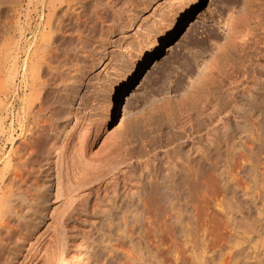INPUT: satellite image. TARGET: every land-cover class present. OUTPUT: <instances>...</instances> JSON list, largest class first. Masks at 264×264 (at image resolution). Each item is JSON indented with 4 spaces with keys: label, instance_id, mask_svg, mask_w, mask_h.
I'll return each instance as SVG.
<instances>
[{
    "label": "rangeland",
    "instance_id": "1",
    "mask_svg": "<svg viewBox=\"0 0 264 264\" xmlns=\"http://www.w3.org/2000/svg\"><path fill=\"white\" fill-rule=\"evenodd\" d=\"M9 1L0 0V51L5 45L4 28L17 19L16 10H20L18 24L24 29L14 33L11 64L19 59L23 65L25 51L30 45L34 46L36 35L42 32V6L48 0H23L19 6L16 0ZM85 2L81 26H77L76 21L69 22L66 34L71 38L58 39L64 50L60 60L69 54L68 67L75 72L69 75L73 76L69 78L71 87L66 95L60 98L55 94L57 90L55 93L53 90L52 97L48 96V102L55 103L52 105L58 109L54 111L57 117L54 116L53 124L65 127L64 140H60L57 149L61 159L53 169V186L45 193L46 209L40 212L43 222L36 224L30 244L48 243L51 255L61 254L58 255L61 264H264V199L260 197L262 204L260 199L256 203L250 200L259 186H264V145L260 148L255 143L243 161L245 164L240 163L243 168L236 164L237 168L227 170L223 176L214 168L215 163L222 164L227 158L224 145L235 140L241 132L239 128L245 125L243 121L251 118L254 129L264 133V114L259 124L254 121V116L264 107V3L259 0ZM250 24L257 27L250 29L251 36L236 48V40L241 38L243 29L252 26ZM19 70L15 83L18 92L9 99L5 95L6 72H0V190L12 173L22 170L20 159H24L29 150L26 145L33 139L30 120L23 114L25 93L20 88L23 68ZM229 71L238 74L236 85L239 86L231 84ZM44 74L48 77V73L44 71ZM235 86L238 88L234 89ZM184 95L189 99L180 104L179 99ZM159 105L162 106L159 108ZM66 108H71V118L63 113ZM152 108L155 117L148 122L150 113L154 112ZM214 111L226 118L220 121L217 118L212 125L199 128L191 146L182 151L185 156L192 152L195 157V198L182 206L179 224L169 218L168 206L155 204L153 200L146 209L134 203L129 212L130 208L122 204L128 209L125 211L121 206L122 185L138 189L136 185L145 175L140 164L141 168L136 165L129 172L123 169L117 177L113 176L116 174L113 171L98 182L88 179L94 183L90 182L82 195L72 196L74 210L70 203H64L66 166L72 162L76 164L72 166L78 168L79 163L85 165L78 169L85 180L83 176L90 177L95 168L96 173L104 165L101 156L106 144L135 151H139L141 145L150 146L146 151L153 156L156 154L158 159L148 170L157 183L165 169L160 165V158L165 150L172 148L169 143L176 135L180 114L188 113L198 126L204 120L203 113ZM121 120L126 129L120 128ZM44 137L48 141L49 136ZM217 146L222 147L221 150L216 149ZM49 152V144H41L34 163L45 166ZM82 156L87 162L83 158L81 161L85 163L79 161ZM135 160L137 163L136 157L132 162ZM40 176L41 181L45 180L46 172ZM221 180H229V191L225 199L221 198L220 209L213 204L208 206L209 214L214 213L211 229L205 226L206 211L201 213L200 222L192 218L193 206L203 185L216 187L214 194L219 198L223 196ZM236 180L243 186L237 190L233 185ZM187 183L189 176L184 173L179 184L182 202L189 199ZM114 192L121 197L117 200L119 216L129 217L132 240L116 242L114 239L110 245L102 244L101 240L108 238L102 220V209L107 202L104 196H112ZM236 200L241 205L240 212L235 208ZM12 218L11 226L15 227L18 220ZM12 242L11 239L9 243ZM112 247L118 249L109 257L107 253ZM43 263L41 260L39 264Z\"/></svg>",
    "mask_w": 264,
    "mask_h": 264
},
{
    "label": "bare ground",
    "instance_id": "2",
    "mask_svg": "<svg viewBox=\"0 0 264 264\" xmlns=\"http://www.w3.org/2000/svg\"><path fill=\"white\" fill-rule=\"evenodd\" d=\"M259 1L261 4L264 3V0H259ZM22 3L23 0H16L15 2V4L18 6L21 5ZM86 6L87 3L85 2V0H48L45 3H43L42 6L43 14L41 16V20L43 21V24L41 23V27H40V29H42V32L39 31L38 34L36 35L34 46L32 45L33 46L32 47L30 45V48L27 51H25L26 58L24 60L23 65H20L21 63L19 59L15 61L16 63L11 64L12 56L14 53L13 52L14 33H16L18 30H21L20 28L24 29V27H21L20 24H18V21L21 19L19 16L21 13L19 12L20 10L19 11L16 10L17 19L13 23L7 24L8 27L4 28L5 45L3 49L0 51V72H6L7 75L6 76L7 80L5 85L6 87L5 95L6 98L9 99L12 97L13 93L18 92V89L16 87L17 85L15 86V83L20 72L19 69L20 67H22L23 83L21 84L22 86L20 88L25 93L24 95L25 99L24 102L22 103V109H23L24 117L27 120L28 119L30 120V125L32 126V128L30 127V130L33 133V136L31 138L33 139L29 137L32 140L29 143L30 145H26L29 150L27 151V154L25 155L24 159L22 158L23 156L20 157L22 158L20 159L21 165L23 163L22 170L19 172L17 171L18 173L16 172L14 174L12 173L11 177L7 179V183H4L5 185L3 187V190H0V227H1L0 228V264H39L41 260L42 262H44L43 264H61L62 262L60 257L58 256L61 255L60 253L55 254L53 252L55 255H51L52 254L51 252L50 254L49 252L50 247H48L49 245L48 243H46V245L43 244V246H41V243H39L40 241L39 242L36 241L37 243L34 242L35 244L32 243L30 244L31 242L30 239H32L33 231L35 230L34 228H36V224L37 223L41 224L43 222V216H41L40 212L44 213L46 209L47 199L45 193L47 190H49V188L53 186V180H54L52 174L54 171L53 169L56 168V166L58 165V161L61 159L60 155L57 154V149L59 148L58 145L60 140L64 138L63 133L65 131V127H61V126L56 127L57 126V125L55 126L56 123L53 124L54 118L57 117L56 115H54L55 114L54 111H57L58 109L57 110L55 109L56 106L54 108V105H52L53 102L51 104H50V100L48 102V96L52 97L50 92H53V90L54 93L57 90L56 92L58 93H55L56 95H60V96L66 95L69 91V88L71 87V86L69 87L68 85V83H70L68 82L69 78L73 76L72 75L69 77V75L75 72L68 67L69 54H67L64 60L63 58L62 60H60L64 50L63 48H60L61 45L59 46L58 39L60 37L66 40L67 38H71L69 37L70 35L67 36L66 34V29H68L66 27H68L67 25L69 24V22L72 21H76L77 26L82 23L81 20L84 16L85 13L84 9ZM46 12H48V14ZM73 25H75V23ZM254 27H257V25L253 24L252 26L249 27V29L246 28L242 30L241 38L239 40H236V44L234 45L236 48H238L239 44L243 42L245 39H247V37L251 36L250 29H253ZM235 47L233 48L235 49ZM103 52H105V50H103ZM44 71L46 72V75L48 73V77L45 76ZM236 74L237 73H234L233 71L228 72L229 77L232 79L230 82L233 85H236L238 82V77H237L238 74L237 75ZM232 86L230 88H232ZM236 86L235 88L234 87L233 88L234 89L238 88ZM60 98H62V96ZM187 99L189 98H187L186 95H184L181 99H179L180 104H183L184 101H186ZM164 104L165 102L163 103V106ZM161 106L159 105V108ZM263 109L264 107L262 109H259V112L254 116L255 119L254 121L256 124H259L258 122L263 117L264 114ZM151 111H154L153 108L151 109ZM63 113L68 118H71L73 115L71 108H66ZM150 114L151 115L149 117L148 122L153 120V118L155 117V111ZM180 116L181 117L179 118L176 127L177 128L175 135L176 137L173 136L172 137L173 139H171L169 143L170 144L169 146H172V148L165 150L163 152L162 158H160L161 161L160 165L161 167L165 168L164 175L161 180L158 179L156 180L157 183H154L155 182L154 175H152L150 170H148V166L150 164L154 165L156 163L155 161H157L156 159H158L155 156L156 154L153 156L146 151L147 147L150 146L141 145L140 150L135 151V149H127V148L123 149L117 147L114 148L111 147L109 144H106L103 147V151H104V152L102 151L103 156H101L104 165L101 168L98 166L99 171L96 173L94 171L98 169L97 168L94 169L93 173L95 175L92 173L91 174L93 176L90 175L89 177V175L88 176L86 175V177L89 178L83 176V178H85V180H83L81 175L78 173V169H80V167L82 166L81 163H79L80 164L79 168L78 166L77 167L72 166L73 162L72 164H70L71 162L68 163L70 165L66 166L67 171L64 177L66 185L63 186L64 188L62 190V196L64 197L65 200L64 203L65 204L70 203V205L73 206L72 196L77 195L75 197H78V195L80 196V194L82 195L84 193L83 190L85 189V187L90 186L91 181L88 179H91L92 181L95 180L98 182L99 179L101 180L102 178H105L109 174L111 175L113 171L116 172V174H114L113 176L117 177L121 175L120 173L123 172V169H125V171L128 170L127 172H129V170L132 169L134 170L135 167H137L136 165L139 166L140 164V166L145 171V175L142 172V175L144 176L143 178L141 176L142 178L140 179L141 181H139V183L136 185L138 189L136 188L133 190L132 188L131 189L129 188L130 185L124 187L122 185L123 189L121 191L124 190V192L122 193L123 195L122 201L120 202L119 200L121 206L125 205L126 208L129 209L130 207H134V205L136 204L135 206H141V208H145L147 207L148 202L153 200L155 204L158 205L162 204L168 206V210H169L168 213H170L169 218L170 219L172 218V221L176 220V223L179 224L180 223L179 219L182 218V209H181L182 206L188 205L190 201L191 200L193 201L195 198L194 189H193L194 188L193 176L195 173V168L193 166V163L195 157L193 156L192 152H190L189 155L185 156L183 155L182 151L184 149H187L189 146H191V144L194 141L195 134L199 132L198 131L199 128L212 125L217 118L219 121L226 118L225 116L222 117L221 114L219 112L217 113L216 111L212 113H203L204 120L201 122L200 125L198 124V126H196V124H194L193 122V118L189 116L188 113L182 112ZM249 119L250 120L247 119V121H243L245 122L244 123L245 125L241 126L243 128L241 127L239 128L241 132H239L238 136L234 138L235 140L229 142L228 143L229 145L226 144L227 147L226 145H224L225 149L227 150V158L224 159V162H221L222 164L215 163L214 165L215 171L216 172L219 171V175L223 176L224 172H226L227 170L229 169L231 170L234 167L237 168V165L240 166L241 162L246 161L247 153L251 152L257 143L260 145V148L261 145L262 146L264 145V133H262L259 130L256 131L254 129V124L252 123L251 118ZM74 126L77 127L78 124L76 123ZM120 128L126 129V126L123 123V121L120 124ZM27 130H29V127ZM94 133H96V130ZM45 135L49 136L48 141H45L46 140L44 137ZM47 143L49 144L50 156L46 160L45 166H40L39 164H35L34 157L37 153V150H39L41 144H47ZM220 148L222 147L217 146L216 149L221 150ZM263 148L264 146L262 147V149ZM59 154L62 155L61 152ZM135 157L136 159H138L137 163H136L137 160L134 161L135 163L132 162V160L135 159ZM82 158L84 159L85 156L79 158L80 159L79 161H81ZM79 161H77V163ZM85 161L87 162V160ZM81 162L85 163L84 161ZM88 163L86 165H88ZM244 164L245 163L243 162V165ZM26 165H28V167ZM70 166H72V168ZM84 166L85 165H83L81 168L83 169ZM140 166L139 168H141ZM44 167L46 168L44 171H42V168ZM240 167L243 168L244 166L243 167L240 166ZM240 167L238 168L241 169ZM44 172H46L47 176L45 180L41 181L40 175L43 174ZM184 173L188 174L189 176V183L186 184L187 195L189 196L188 197L189 199H186L184 202H182V200L180 199L181 194L179 192L180 190L179 184L181 177L184 176ZM79 175L81 178L78 177ZM113 176L112 178H114ZM239 180L234 181L235 183L233 184L234 186H236L234 187L236 188V190L237 188H240L242 186L241 181L239 182ZM228 181L225 180L224 182L223 180H221V182L224 183L222 185L223 196H220V198L219 196L214 194L216 187L212 185H207L204 187L203 185L204 189H202L203 191L201 190V192L198 194L196 199L197 204L193 206L192 218L195 221L199 220L200 222L201 213L202 212L204 213L206 211V217L204 219L205 226L207 225H209L207 227L211 226L214 218L213 217L214 213L211 212V214H209L208 206L210 204H213L214 206H217L215 208L219 207L220 209L219 205L222 202V200L227 197V193L229 191L230 184L228 183ZM233 185H231V187ZM15 187L16 189H14ZM259 187L260 189H258L255 195L250 196L251 198L250 200L253 203H256L257 199L258 200L260 199V203H261L260 197H262V200L264 199V189H263L264 186H259ZM115 192L114 194H112V196H107V197L104 196L105 201L107 202H105L106 205L104 209L101 208L104 214V219L102 220H104V229L106 226L108 238L104 239L102 237L103 238L101 240L102 244L109 243L110 245L112 241H115L114 239H116V242H120L122 240H127V241L132 240V231L130 228L131 226L128 222L129 217H127L128 218L127 219L125 215L123 217L119 216L118 210L120 205L118 204L117 200L119 199L120 195L119 193L116 194ZM234 204H235V208L240 212L241 205L239 203V200H236ZM263 207H264V203H263ZM126 208L125 211L128 210ZM74 209L75 207L73 206L72 210ZM130 209L129 212L133 210ZM158 209H160V206L158 207ZM123 214H121V216ZM227 216L229 217V215ZM12 217H14L15 220L19 221V222L16 221L17 226L15 227L11 226ZM63 220L65 221V219ZM143 220H145V218H143ZM69 222H71V220ZM210 228L212 229V227ZM2 230L4 231L3 233L6 232L5 236L2 235ZM207 230L209 231L210 229L207 228ZM11 239L14 240V242L9 243ZM131 246L133 245L131 244ZM105 248L107 250L108 246ZM116 249L118 248L112 247V249H109L107 255L110 257V255H112ZM107 255L106 257H108Z\"/></svg>",
    "mask_w": 264,
    "mask_h": 264
}]
</instances>
